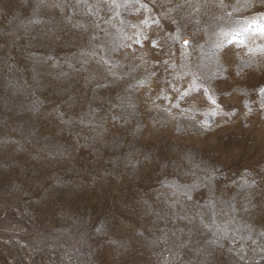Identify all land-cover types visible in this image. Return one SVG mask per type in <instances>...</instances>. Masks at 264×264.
<instances>
[{
    "label": "rangeland",
    "instance_id": "1",
    "mask_svg": "<svg viewBox=\"0 0 264 264\" xmlns=\"http://www.w3.org/2000/svg\"><path fill=\"white\" fill-rule=\"evenodd\" d=\"M0 264H264V0H0Z\"/></svg>",
    "mask_w": 264,
    "mask_h": 264
}]
</instances>
